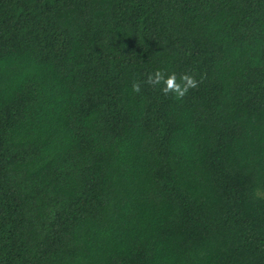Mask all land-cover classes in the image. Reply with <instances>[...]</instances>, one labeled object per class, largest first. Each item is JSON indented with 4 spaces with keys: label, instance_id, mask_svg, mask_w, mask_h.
Here are the masks:
<instances>
[{
    "label": "trees",
    "instance_id": "obj_1",
    "mask_svg": "<svg viewBox=\"0 0 264 264\" xmlns=\"http://www.w3.org/2000/svg\"><path fill=\"white\" fill-rule=\"evenodd\" d=\"M0 264H264V0H0Z\"/></svg>",
    "mask_w": 264,
    "mask_h": 264
},
{
    "label": "clouds",
    "instance_id": "obj_2",
    "mask_svg": "<svg viewBox=\"0 0 264 264\" xmlns=\"http://www.w3.org/2000/svg\"><path fill=\"white\" fill-rule=\"evenodd\" d=\"M162 78L166 85L163 91L167 93L169 90H172L177 97H182L190 87H195L196 85V81L190 75L183 74L180 77V80L183 81V86H181V84L176 83L175 73H170L166 77H163L162 72L159 69L155 70L154 73L149 76L148 83L158 84ZM133 90L138 92L140 90L139 85L134 83Z\"/></svg>",
    "mask_w": 264,
    "mask_h": 264
}]
</instances>
